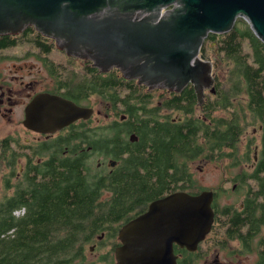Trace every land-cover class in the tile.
Instances as JSON below:
<instances>
[{
  "label": "trees",
  "instance_id": "16d2710c",
  "mask_svg": "<svg viewBox=\"0 0 264 264\" xmlns=\"http://www.w3.org/2000/svg\"><path fill=\"white\" fill-rule=\"evenodd\" d=\"M42 38L0 37V50L17 46L21 40L50 42ZM201 51L207 59L215 56L219 61L214 71L217 102L205 103L196 115L192 86L181 95H171L170 126L143 118L155 112L137 104L146 87L121 75L63 76L61 82L75 88H69L67 95L111 101L126 113L124 132L133 131L142 144L108 176L92 181L85 175L84 159L64 158L57 172L47 177L45 191L37 190L32 199L34 204H45L43 211L35 213L34 225L26 230L23 227L19 236L0 238V264H88V246L104 231L121 227L144 213L153 201L176 191L192 195L200 191L190 163L225 157L234 158L236 163L247 125L259 126L260 140L255 142L254 137L243 154L253 161L251 173L239 178L248 186L244 206L239 210L215 206V223L228 226V238H243L247 250L257 241L260 264H264V43L246 20L238 19L232 31L211 33ZM242 101L245 108L239 107ZM218 111L229 117H216ZM79 131L67 139L80 137ZM87 138L91 142L89 135ZM112 143L126 147L129 142L118 133ZM106 204L110 207L105 208Z\"/></svg>",
  "mask_w": 264,
  "mask_h": 264
},
{
  "label": "water",
  "instance_id": "95a60500",
  "mask_svg": "<svg viewBox=\"0 0 264 264\" xmlns=\"http://www.w3.org/2000/svg\"><path fill=\"white\" fill-rule=\"evenodd\" d=\"M246 20L264 43V0H0V36L33 26L68 55L102 72L118 69L150 90L181 93L192 85L199 106L214 91L216 63L201 54L211 33ZM94 109L62 96L37 95L27 127L55 134L88 120ZM215 193L175 192L153 201L120 231L119 264H176L174 246L196 251L215 222Z\"/></svg>",
  "mask_w": 264,
  "mask_h": 264
},
{
  "label": "flooded vegetation",
  "instance_id": "af4514ba",
  "mask_svg": "<svg viewBox=\"0 0 264 264\" xmlns=\"http://www.w3.org/2000/svg\"><path fill=\"white\" fill-rule=\"evenodd\" d=\"M30 28L34 31H30ZM30 35L35 40L42 36V40L46 39L50 42L43 41L37 44V42H31L30 39L22 41ZM17 36L22 37L17 46L0 50V63H5L0 68L1 239L19 236L23 227L26 230L29 225H34L35 213L43 211L45 204H34L32 199L37 190L39 193L45 191L47 177L53 171L57 172V167L62 165L64 158L78 156L84 159L86 163L85 175L87 180L92 181L108 176L136 151V145L142 144L136 133L133 131L128 134L124 132L127 115L116 109L111 101L99 99L101 108L98 110L93 104V100L98 98L85 95L76 98L74 95H67L69 88H75L72 86L67 88L68 83L61 82L63 76L69 74L72 76L84 74L93 76L96 74L98 77L104 78L110 75L120 78L121 75L127 80L120 70L114 68L104 73L100 68L94 66V62L68 55L66 51L59 48L56 40L45 37L33 26L26 28ZM11 49H19L21 52L5 58L6 52ZM16 58L23 61L22 66L16 67L17 65L10 63ZM207 60L216 63L217 66L219 64L215 56ZM13 68H18L17 71L24 73V80L19 83L22 88L17 87L15 76L12 75ZM127 81L135 82L147 89L141 93L137 104L155 110V112L152 114L153 116L143 115L140 112L143 118L153 119L170 126V96L181 95L184 90L181 93L159 88L150 90L148 86L141 85L139 79ZM15 82L17 90L11 86ZM213 88L214 91H205L202 106H199L195 92L196 115L200 113L199 111L202 110L205 103L217 102L216 77ZM42 93L59 95L73 101L80 107L92 108L94 115L88 120L81 119L55 134L33 130L25 124L26 111L34 98ZM159 107L160 110L157 109ZM131 126L130 124L129 129ZM77 129H80L81 136L76 139H67L70 135L73 137ZM118 133L129 142L126 147L122 144L113 145L112 139ZM86 134L89 135L91 142L88 141ZM254 157L257 160L256 152ZM244 175L246 174L241 176ZM220 190L223 189L200 190L195 195L203 191H213L215 193L213 208L216 212L215 206H218L217 198ZM243 206L244 200L239 209H242ZM104 207L109 208L110 205L106 204ZM223 220L225 221V218ZM127 223L121 227L117 226L116 229L104 231L97 236L89 250L91 255H94L98 250L100 251H98L95 259L87 262L88 264H119L116 258L117 250L122 246L119 234L122 227ZM214 224L210 234L198 245L196 251H189L187 248H181L178 245L174 246L177 257L176 264H260L261 259L258 251L252 252L253 249L251 248L245 249L246 241L241 237L228 238L227 225L216 224L215 222ZM230 242H238L242 250L226 251Z\"/></svg>",
  "mask_w": 264,
  "mask_h": 264
},
{
  "label": "rangeland",
  "instance_id": "374dc122",
  "mask_svg": "<svg viewBox=\"0 0 264 264\" xmlns=\"http://www.w3.org/2000/svg\"><path fill=\"white\" fill-rule=\"evenodd\" d=\"M21 50L19 49H11L8 52H6L5 58H8L10 56H13L15 54L20 53ZM13 65H17L16 67H20L23 65L22 60H18L16 58L15 61H11ZM5 63H0V68ZM18 69V68H17ZM17 69H14V72L12 75L15 77V81L17 82V87L22 88L20 86V82L24 80L23 75L24 73H21L17 71ZM16 82L13 83L11 86L17 90ZM210 98V97H208ZM101 101L99 99H94L93 104L95 105L96 109L100 110L101 108ZM238 103V101H237ZM236 105V103H235ZM246 103L242 101L240 104V108H245ZM238 106H236V109ZM176 116V114H173ZM217 116H223V117H229L228 114L218 111L214 114ZM260 130L259 126H251L247 125L244 129V136L242 138V143L240 144L239 148V158L236 159V163L234 161V158L231 157H225L220 158L217 161H209L205 158H200L192 163H190V169L191 173L193 174V177L197 183V187H199L198 190H213V189H223L220 190V194L217 198V203L219 207H225L227 205H231L237 209L240 208L245 194L247 192V184H243L240 181V176L242 174H250L253 167V161L250 159H247L246 156H243L244 152L246 151L247 145L249 142L254 138L255 142H258L260 140ZM258 144V143H257ZM254 153V152H253ZM252 153V155H253ZM239 162V163H238ZM90 244L88 246V250L86 252V261L91 262L92 259L96 258L98 254V250L94 255L90 254ZM252 252H257V241L252 246ZM242 248L238 244V242H230L226 251H241Z\"/></svg>",
  "mask_w": 264,
  "mask_h": 264
}]
</instances>
